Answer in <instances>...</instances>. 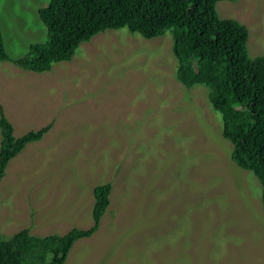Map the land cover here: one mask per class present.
<instances>
[{"label":"rangeland","instance_id":"374dc122","mask_svg":"<svg viewBox=\"0 0 264 264\" xmlns=\"http://www.w3.org/2000/svg\"><path fill=\"white\" fill-rule=\"evenodd\" d=\"M49 2L0 0L12 58L0 61V108L17 133L52 122L8 164L0 232L88 228L94 188L111 182L99 229L65 264H264L262 184L232 159L208 88L177 79L170 31L109 28L49 71L25 69L14 60L48 40L38 9ZM217 11L248 27L251 57L264 53V0H221Z\"/></svg>","mask_w":264,"mask_h":264},{"label":"trees","instance_id":"16d2710c","mask_svg":"<svg viewBox=\"0 0 264 264\" xmlns=\"http://www.w3.org/2000/svg\"><path fill=\"white\" fill-rule=\"evenodd\" d=\"M221 0H50L38 9L48 40L30 45L15 59L36 72L49 71L57 61L71 60L79 45L109 28L128 27L146 38L170 31L178 59L177 79L187 87L202 84L221 112L223 135L233 143L232 159L253 171L262 184L264 203V53H248L249 29L237 19L221 18ZM0 25V61L11 60ZM66 104L63 106L65 107ZM51 123L17 133L0 108V184L11 159L29 143L41 140ZM113 184L94 188V223L64 234H33L23 227L11 236L0 232V264H65L75 242L100 227Z\"/></svg>","mask_w":264,"mask_h":264}]
</instances>
